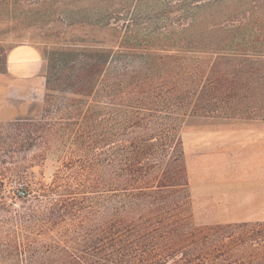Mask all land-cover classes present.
I'll list each match as a JSON object with an SVG mask.
<instances>
[{"label": "trees", "instance_id": "trees-1", "mask_svg": "<svg viewBox=\"0 0 264 264\" xmlns=\"http://www.w3.org/2000/svg\"><path fill=\"white\" fill-rule=\"evenodd\" d=\"M3 16L9 51L48 54L41 117L0 151V264H264V222L195 221L181 135L264 120V0H0ZM38 145L78 154L9 196Z\"/></svg>", "mask_w": 264, "mask_h": 264}, {"label": "rangeland", "instance_id": "rangeland-1", "mask_svg": "<svg viewBox=\"0 0 264 264\" xmlns=\"http://www.w3.org/2000/svg\"><path fill=\"white\" fill-rule=\"evenodd\" d=\"M16 23L17 21H9L7 16L0 18V32L3 31L0 34L1 70L6 68L9 47L14 43L12 28ZM33 44L39 47L45 57L46 67L48 54L46 44L42 42ZM44 97L45 93L40 101L16 100L3 103L0 151L6 148L4 141H8L15 132L14 124L17 120L34 117L38 113L40 116ZM259 126H264V122L204 117H193L184 125L181 135L186 151L194 216L198 224L264 222V152L243 150L245 148L241 145V140L248 136L239 130ZM250 134L254 135V132L251 131ZM57 146V143L54 144V147ZM44 150V145H38L19 154L20 161L33 165L32 173L27 178L6 180L4 183L6 194L13 197L20 188L31 193L36 189V181L45 179L48 182L50 173L59 165V158L71 153L78 154L74 146L58 154L49 152L46 154ZM3 158L7 161L6 167H13L17 163L16 159L12 160L8 156ZM31 197L30 194L28 199ZM19 205L28 203L18 201Z\"/></svg>", "mask_w": 264, "mask_h": 264}, {"label": "crops", "instance_id": "crops-1", "mask_svg": "<svg viewBox=\"0 0 264 264\" xmlns=\"http://www.w3.org/2000/svg\"><path fill=\"white\" fill-rule=\"evenodd\" d=\"M45 61L39 47L34 44L24 43L8 52L6 68L0 71V119L4 115L5 102L40 101L43 98L46 88ZM253 122L262 123L264 120ZM239 130L248 136L241 140L243 150L264 152V126ZM251 131L254 135L250 134Z\"/></svg>", "mask_w": 264, "mask_h": 264}, {"label": "built area", "instance_id": "built-area-1", "mask_svg": "<svg viewBox=\"0 0 264 264\" xmlns=\"http://www.w3.org/2000/svg\"><path fill=\"white\" fill-rule=\"evenodd\" d=\"M17 191H18L19 193H22L23 188L17 189Z\"/></svg>", "mask_w": 264, "mask_h": 264}]
</instances>
